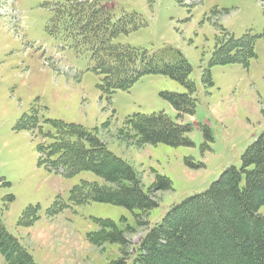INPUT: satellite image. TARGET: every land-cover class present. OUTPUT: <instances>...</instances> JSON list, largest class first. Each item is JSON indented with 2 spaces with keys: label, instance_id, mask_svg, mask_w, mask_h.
Instances as JSON below:
<instances>
[{
  "label": "rangeland",
  "instance_id": "374dc122",
  "mask_svg": "<svg viewBox=\"0 0 264 264\" xmlns=\"http://www.w3.org/2000/svg\"><path fill=\"white\" fill-rule=\"evenodd\" d=\"M76 1L86 0H0L1 219L38 264H111L120 258L121 245L89 240L98 219L125 231L129 254L173 205L206 191L226 168H240L247 147L264 130L262 0H99L114 20L133 17L116 43L183 57L195 85L192 91L168 75L146 74L111 95L101 87L91 50L61 27L50 33L56 7ZM245 35L252 38L254 57L246 54ZM230 37L244 44L241 52L231 51L234 61L225 56ZM216 53L226 61H217ZM169 92L191 95L194 111L179 115L165 96ZM159 112L189 124L193 145H142L120 137L129 116ZM34 113L36 125L21 128L20 120ZM55 121L96 132L136 169L145 191L159 175L172 188L151 190L158 206L143 216L112 203L72 204L75 185L106 182L93 171L68 176L40 163L41 144L55 140ZM57 201L67 206L50 216ZM259 212L264 216V205ZM0 264H9L1 252Z\"/></svg>",
  "mask_w": 264,
  "mask_h": 264
},
{
  "label": "trees",
  "instance_id": "16d2710c",
  "mask_svg": "<svg viewBox=\"0 0 264 264\" xmlns=\"http://www.w3.org/2000/svg\"><path fill=\"white\" fill-rule=\"evenodd\" d=\"M131 18L114 20L109 8L99 0L69 2L56 7L49 30L55 34L61 27L76 39L78 46L91 50L95 69L103 75L101 87L109 95L118 89H129L146 74L168 75L193 91L195 85L188 79L191 67L183 57L166 51L151 55L114 41L120 33L130 31ZM245 37L248 38L246 54L254 57L252 38ZM229 40L225 56L228 61H234L237 55L231 51L241 52L244 44L233 37ZM168 55H173L174 60ZM216 55L217 61H226L222 54ZM165 96L179 115L194 111L196 103L191 95L169 92ZM36 119L35 113L25 115L19 126L31 128L36 125ZM54 127L55 140L41 144L40 163L50 170L63 169L68 176L83 170L93 171L106 182L83 181L75 185L70 196L72 204L112 203L139 209L138 216H143L158 206L151 190L172 188L171 180L159 175L145 191L136 169L115 155L96 132L62 121H55ZM191 130L189 124L176 122L164 112L135 114L126 119L120 137L135 139L142 145L192 146ZM262 205L264 130L247 147L240 168H226L206 191L173 205L129 254L126 247L130 242L125 231L112 220L98 219L99 229L89 234V240L98 246L108 242L121 245V257L111 264H264V216L259 212ZM64 206L67 205L57 201L49 209V215L61 212ZM0 252L9 264H38L19 239L7 231L1 212Z\"/></svg>",
  "mask_w": 264,
  "mask_h": 264
}]
</instances>
